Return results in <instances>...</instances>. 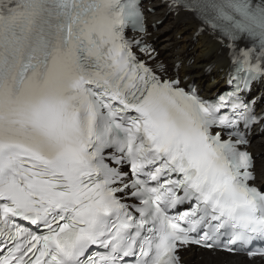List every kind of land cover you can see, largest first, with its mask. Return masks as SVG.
I'll list each match as a JSON object with an SVG mask.
<instances>
[{
	"label": "snow or ice",
	"instance_id": "obj_1",
	"mask_svg": "<svg viewBox=\"0 0 264 264\" xmlns=\"http://www.w3.org/2000/svg\"><path fill=\"white\" fill-rule=\"evenodd\" d=\"M160 9L226 54L214 97ZM257 84L264 0H0V264L264 261Z\"/></svg>",
	"mask_w": 264,
	"mask_h": 264
},
{
	"label": "bare ground",
	"instance_id": "obj_2",
	"mask_svg": "<svg viewBox=\"0 0 264 264\" xmlns=\"http://www.w3.org/2000/svg\"><path fill=\"white\" fill-rule=\"evenodd\" d=\"M149 1L151 4L152 0ZM148 20L150 24L161 22L157 28H149L150 39L161 55L168 61H183L188 82L195 83L203 95L214 92L220 86L221 76L225 75L230 67L227 56L220 47L206 38H194L190 24L183 19L165 15L162 9L150 14ZM180 35L183 38L177 39ZM209 65L213 66L211 71L206 70ZM256 93L259 97L264 95L262 85L256 88ZM258 145L259 141H254V147ZM225 264H248V261L236 256ZM256 264H264V261L256 260Z\"/></svg>",
	"mask_w": 264,
	"mask_h": 264
}]
</instances>
